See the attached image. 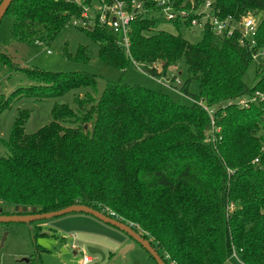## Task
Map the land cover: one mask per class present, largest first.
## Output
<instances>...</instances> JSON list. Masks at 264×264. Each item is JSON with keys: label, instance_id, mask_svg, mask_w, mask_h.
Returning a JSON list of instances; mask_svg holds the SVG:
<instances>
[{"label": "trees", "instance_id": "obj_1", "mask_svg": "<svg viewBox=\"0 0 264 264\" xmlns=\"http://www.w3.org/2000/svg\"><path fill=\"white\" fill-rule=\"evenodd\" d=\"M169 1L191 7V0ZM192 1L198 8L206 0ZM209 1L218 19L235 26L246 14L258 19L255 45L249 47L238 28L216 34L208 22L201 40L192 43L160 28L167 20L154 0L131 11L129 54L96 18L88 28L77 26L97 45V59L119 70L135 62L145 72L156 64L160 71L152 70L151 77H161L183 59L187 78L180 89L191 100L187 104L109 80L97 98L95 74L20 67L0 45V59L30 82L0 97V111L14 98L40 100L84 89L74 96V108L54 102L50 122L33 133L24 131L29 110L17 111L8 139L0 138V204L28 213L32 207L44 213L86 205L130 225L166 264H226L233 258L264 264V136L258 133L264 97L255 95H264V64L256 66L252 83L244 81L264 44V0ZM81 10L66 0H12L5 14L14 17L17 40L52 41ZM169 22L176 28L182 23ZM65 55L91 58L84 45ZM191 80L198 82V94L189 92ZM243 98L247 107L239 106ZM197 101L215 109L213 124ZM30 231L34 239L45 234L39 225ZM35 264H42L39 257Z\"/></svg>", "mask_w": 264, "mask_h": 264}, {"label": "rangeland", "instance_id": "obj_2", "mask_svg": "<svg viewBox=\"0 0 264 264\" xmlns=\"http://www.w3.org/2000/svg\"><path fill=\"white\" fill-rule=\"evenodd\" d=\"M247 15L254 17L251 13L244 16ZM158 16L161 15L157 14L156 17ZM13 20L14 17L8 13L4 14L0 20V45L4 43L1 52L20 67H37L55 72L80 71L95 74L97 76V90L94 94L97 98L103 91L106 81L109 80L120 81L129 85L138 84L158 92H164L181 104L191 103L189 97L175 93L174 90L157 82L156 78L143 72V66L141 65L131 62L129 67L123 71L100 62L96 57L97 45L73 24L65 26L52 41L47 39L19 41L11 34ZM255 20L258 19L255 18ZM160 28L171 33L181 34L192 43L199 42L203 36L201 26L186 27L181 23L176 28L171 22L162 20ZM79 45L87 46L89 49L91 56L89 61L75 60L65 55L67 53V55L73 56ZM258 64H264V44L246 70L244 75L246 83H252L255 68ZM9 69L8 64L0 59V97L2 100H5L10 93L20 86L24 87L30 84L21 71H10ZM168 73L169 75H176L177 79L183 83L187 78L184 60L181 59L175 67H169ZM189 92L198 94L199 87L196 80H191L189 83ZM83 93L84 89H76L54 98L40 100L24 97L14 98L8 107L0 111V138L8 139L10 128L18 110H29L30 114L25 123L24 131L33 133L50 122V110L54 102L66 103L74 108V96ZM258 133L264 136V120ZM0 153H5L2 146H0ZM35 225H39L41 231L45 234H36L34 239L30 229L34 228ZM107 228L116 229V227L109 226L108 223H103L84 213H69L50 219L34 221L30 225L25 223L0 224V241L3 234L7 233L3 246L0 247V264H35L38 257L42 264H83L81 263L83 262L82 253L79 249H71V244L76 242L77 247H81V245H84L81 242L85 241V244L89 247V243L86 241L87 237L80 235V233H91L100 237L111 234ZM124 237L126 245L111 249L113 252L112 257L108 249L92 253L84 245L86 254L90 257L96 256L98 259L90 264H156L133 239L128 235ZM98 243L103 244L102 242ZM36 244L39 245V250L35 249ZM40 247L46 250H41ZM226 264L240 263L233 258L229 259Z\"/></svg>", "mask_w": 264, "mask_h": 264}, {"label": "built area", "instance_id": "obj_3", "mask_svg": "<svg viewBox=\"0 0 264 264\" xmlns=\"http://www.w3.org/2000/svg\"><path fill=\"white\" fill-rule=\"evenodd\" d=\"M68 2H73L81 6V14L79 17H72L70 19V24L75 26H80L88 28L91 26L94 18L97 19L99 24L108 28L113 34L116 35V41L118 44L123 46L125 52L129 54V41H128V23L132 19L131 11L135 8L137 10L143 9L142 0H91V3L84 4L83 0H66ZM156 5L161 8V13L167 21H188L191 26H201L203 27L204 23H209L216 34H221L226 32V34H231L234 28H238L242 40L246 43L249 42V47L255 45V36L257 31V21L254 17L249 15L244 16L235 26L233 22L229 19H218L212 12L210 1L206 0L204 4L200 5L198 8L193 7V1L191 0V7L186 8L184 5L181 7H175L169 0H154ZM95 7V8H93ZM255 57V56H254ZM253 57V58H254ZM136 65H141L133 62ZM145 73L151 76L150 72L152 70L159 72L160 68L156 64H152L144 68ZM144 72V71H143ZM156 78V81L161 85L168 87L175 91L177 94H184L180 89L182 83L177 79L176 75L168 73L166 76H161ZM257 97L262 99L263 94L255 93ZM253 97L252 100H254ZM210 117L211 124H213V114L215 109L206 107L203 101H197ZM232 101L228 102V105ZM249 103L247 99L243 98L239 100V106H248ZM111 215L114 213L109 211ZM74 249L75 246L72 245ZM82 253L83 263H87L91 260V257L88 256L85 252L84 245L78 247Z\"/></svg>", "mask_w": 264, "mask_h": 264}, {"label": "water", "instance_id": "obj_4", "mask_svg": "<svg viewBox=\"0 0 264 264\" xmlns=\"http://www.w3.org/2000/svg\"><path fill=\"white\" fill-rule=\"evenodd\" d=\"M12 0H1L0 1V20L5 14L8 6L10 5ZM86 127V126H85ZM1 208V206H0ZM36 208L32 207L31 212L27 213L26 207H20V214L14 215H0V224H7V223H25L30 225L34 221L43 220V219H50L53 217L62 216L69 213H84L93 216L94 218L108 223L111 226L116 227L120 231L127 234L131 239H133L136 243H138L147 253L151 255L154 259L156 264H166L155 248L151 245L150 241L145 239L141 236L140 233L132 229V227L120 220L114 219L98 210H95L91 207L82 204H74L56 211H49L44 213H36ZM7 233L3 234V237L0 241V247L3 246V243L6 239Z\"/></svg>", "mask_w": 264, "mask_h": 264}, {"label": "crops", "instance_id": "obj_5", "mask_svg": "<svg viewBox=\"0 0 264 264\" xmlns=\"http://www.w3.org/2000/svg\"><path fill=\"white\" fill-rule=\"evenodd\" d=\"M109 226H111V225H109ZM107 229H108V232L111 233V234L100 236L102 238H100L99 236H96L94 234H91V233H80V235H83V236L87 237L86 241H88L89 247L85 244V241L84 242L82 241L81 243H84L86 248L90 249L92 251V253L93 252L96 253L98 250L108 249V250H110L109 253H110L111 257H112L113 256V252L111 251V249H116L117 247H121V246L126 245L124 236H127V234L123 235L125 233H123L122 231H120L117 228L116 229L107 228ZM98 242H102L103 244L98 243ZM72 245L75 246L74 250L78 249V247H77L78 244H76V242H73V244H71V249H73ZM74 253H75V251H74ZM97 260L98 259L96 258V256H92L91 260L89 262H87V263L81 262V263L90 264L92 262H96Z\"/></svg>", "mask_w": 264, "mask_h": 264}, {"label": "flooded vegetation", "instance_id": "obj_6", "mask_svg": "<svg viewBox=\"0 0 264 264\" xmlns=\"http://www.w3.org/2000/svg\"><path fill=\"white\" fill-rule=\"evenodd\" d=\"M0 206H1L0 215L20 214V206H8V205L3 204V203H1Z\"/></svg>", "mask_w": 264, "mask_h": 264}]
</instances>
